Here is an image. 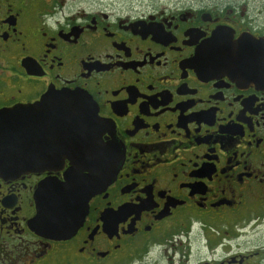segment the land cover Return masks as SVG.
Masks as SVG:
<instances>
[{
  "label": "flooded vegetation",
  "instance_id": "obj_1",
  "mask_svg": "<svg viewBox=\"0 0 264 264\" xmlns=\"http://www.w3.org/2000/svg\"><path fill=\"white\" fill-rule=\"evenodd\" d=\"M260 53L264 0H0V164L37 166H0V264H264ZM67 91L90 101L70 154ZM68 175L57 240L35 196Z\"/></svg>",
  "mask_w": 264,
  "mask_h": 264
},
{
  "label": "water",
  "instance_id": "obj_2",
  "mask_svg": "<svg viewBox=\"0 0 264 264\" xmlns=\"http://www.w3.org/2000/svg\"><path fill=\"white\" fill-rule=\"evenodd\" d=\"M254 69H251L249 77L255 79L264 85V55L259 54V58L253 61ZM61 103L63 107V117L67 119V131L64 137L68 143L63 149V153L70 154L73 152L74 146L80 143L79 136L84 132L82 123L88 117L89 100L83 94L76 91H67L57 93L53 101ZM66 106V107H65ZM12 114V111L10 112ZM5 113L3 116H10ZM56 151V149H52ZM60 147H58V151ZM7 158V157H6ZM12 159V157H9ZM1 167L10 169H34L37 166H17L15 164H0ZM82 191V181L79 178L67 176L64 183L53 182L50 180L41 183L36 196V205L38 214L32 221V227L38 233L57 240L71 238L78 231L82 224V219L78 218L76 212L72 210V206L78 197V193ZM52 193L50 196L49 194ZM59 194V195H58Z\"/></svg>",
  "mask_w": 264,
  "mask_h": 264
},
{
  "label": "rangeland",
  "instance_id": "obj_3",
  "mask_svg": "<svg viewBox=\"0 0 264 264\" xmlns=\"http://www.w3.org/2000/svg\"><path fill=\"white\" fill-rule=\"evenodd\" d=\"M146 1L151 2V3H157V4H167L173 0H146ZM57 264H60V262L58 261ZM61 264H81V263L79 262L77 257L68 256L67 258L63 259V262ZM129 264H153V263L151 262V259L142 260V258H135Z\"/></svg>",
  "mask_w": 264,
  "mask_h": 264
}]
</instances>
